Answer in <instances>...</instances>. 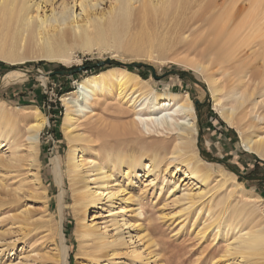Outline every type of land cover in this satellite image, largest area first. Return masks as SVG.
<instances>
[{
  "label": "rangeland",
  "instance_id": "1",
  "mask_svg": "<svg viewBox=\"0 0 264 264\" xmlns=\"http://www.w3.org/2000/svg\"><path fill=\"white\" fill-rule=\"evenodd\" d=\"M62 1L55 0V3L58 6ZM100 1L102 4L93 13L100 14L110 7V0ZM79 12L80 8H77V13ZM137 28V25L133 26L131 32L135 33ZM193 28L195 29L192 30ZM193 28L183 32L178 27L169 29L168 26L155 28L154 31L147 30L148 35L141 37L138 44L127 36L122 41V47L118 48L101 45L94 46L91 50L72 47L63 57L59 56L54 61L39 58L17 64L0 61V77L16 67L30 71L22 82L0 85V100L13 107L37 106L48 119V125L40 136V166L37 172L41 184L34 180L36 169L29 162L12 170L0 168V264H64L61 235L64 237L67 264H256L254 256L245 257L232 250L228 251L227 244L233 239L221 232L216 234L215 225L207 230L204 237L198 235V232L204 226L206 206L210 203H220V219L232 220L234 207L239 205L240 197L234 195L225 202L223 198L228 195L234 180L242 183L243 190L262 197L258 218L264 220V159L245 149L247 139L264 136V118H260L264 111L261 107L255 108V102L261 100L264 39L258 38L253 44L239 51L233 59L221 64L217 62L215 53L221 43L215 42L214 47L211 46L214 37L209 26ZM109 58L122 66H114L111 62L104 65L107 68L98 72L95 69L101 67L89 66ZM41 62L46 66L40 65ZM55 63L61 64L63 68L58 69ZM130 63L144 65L135 67L129 65ZM199 63L207 66L208 71L201 72ZM79 67L83 71L72 76L55 74L45 79L41 77V72L47 74ZM113 68L126 69L140 76L144 74L146 78L141 77L148 82L153 92L171 96L189 92L193 100L203 102L198 111L194 107L199 118L195 122V136L198 139L200 132L202 156L197 142L195 149L210 169L212 177L208 183L190 181L174 167L166 170V165H163L161 173L165 175L166 181L161 190L145 188L147 177L131 176L129 180L124 173H116L112 182L119 183L115 190L119 189L120 192L112 200L103 197L98 201L91 209L88 220L97 226L98 232L106 236L107 240L113 234L122 240L120 244L97 251L93 248V238H81L76 234L79 220L74 207V187L67 166L71 143L64 129L67 105L62 97L80 89L79 82L85 77ZM35 70L41 72H34ZM107 74L109 81L116 75ZM243 74L247 76L246 85L253 94L246 106L236 113L235 123L230 124L215 109L216 99L220 97L222 102H229L225 94L232 84L236 85L239 76ZM212 78H219V83L224 86L223 91L213 92L209 85ZM67 85H70V89ZM128 89L131 92L133 87ZM87 92L90 99V93ZM73 99L71 98L73 103L70 105H76L77 109L82 105L81 109L88 117L87 120L82 119L83 123L72 126L71 132L73 135L84 134L97 140L89 155L99 153L105 168L107 152H111V158L115 159L114 153L118 152L124 156L136 155L143 150L150 153L155 148L154 145L157 146L165 139L170 146L173 144L172 139L168 138L171 135L149 134L141 127L132 126L136 114L128 107L130 103L124 105L128 113L122 114L119 101L112 95L101 97L97 103L90 100L87 104H80ZM91 110L95 112L94 115ZM14 112L23 120L20 126L25 127L29 120L24 121L26 119H23V113ZM51 118L60 120L51 121ZM87 123L95 125L96 128L90 129ZM8 152L10 151L6 147H0V153ZM22 153L27 154L25 146L22 147ZM56 156L61 160L64 177L62 214L60 188L53 173L52 159ZM208 159L216 161H207ZM228 166L241 175L234 173ZM224 178L228 181L219 188L217 184ZM94 179L95 176L90 179L92 187H99V182L95 183ZM162 181L160 179L158 182ZM19 183L23 185L16 191ZM174 183L178 187L173 195L170 191ZM190 188L196 195L205 196L195 200L194 204L189 199L174 202L175 197H180L182 192ZM126 198H129L127 203L124 200ZM124 204L129 208L127 218L137 227L121 226L114 229L111 226L114 216H109L108 212L111 209L117 210ZM137 234H145V238L140 240Z\"/></svg>",
  "mask_w": 264,
  "mask_h": 264
},
{
  "label": "bare ground",
  "instance_id": "2",
  "mask_svg": "<svg viewBox=\"0 0 264 264\" xmlns=\"http://www.w3.org/2000/svg\"><path fill=\"white\" fill-rule=\"evenodd\" d=\"M101 4L100 0H63L58 6L55 0H0V61L9 64L24 63L37 58L54 61L59 56L63 57L72 47L89 50L97 45L118 48L122 47V41L127 36L138 44L141 37L148 35V31H154L155 28L178 27L179 31L183 32L190 31L195 26H209L214 37L211 46L214 47L215 42L221 43L215 53L217 62L222 64L233 59L239 51L253 44L258 38L264 39V0H110L108 10L100 14L93 13ZM77 8H80L79 13ZM136 25L137 31L132 33L131 29ZM198 68L203 73L208 71V67L202 63L198 64ZM29 72L20 67L12 68L0 77V85L22 82ZM107 73L116 74L112 81L106 77ZM41 77L46 78L43 72ZM246 77L243 74L239 76L236 85L231 83L230 90L225 94L229 102H222L220 97L216 99L215 109L230 124L235 123L236 113L246 106L253 94L246 85ZM261 83V100L255 102V108L261 107L264 111V74ZM209 85L214 93L224 89L219 83V78H212ZM79 86L80 89L62 97V101L67 105L64 129L71 143L67 166L74 187V207L79 220L76 234L81 238H93V248L102 251L120 244L122 239L113 234L107 240L88 219L91 209L98 201L103 197L112 200L120 192L119 189L115 190L119 183L112 182L116 173H124L129 180L131 176L147 177L145 188L161 190L166 181L165 175L161 173L163 165H166V170L174 167L190 181L208 183L212 174L195 149L197 116L189 92L176 96L153 92L148 82L140 75L122 68H113L85 77L79 82ZM128 87H133L131 92ZM87 91L90 93V99L87 97ZM71 95L73 101L80 104H87L90 100L97 103L101 97L112 95L119 101L122 114L128 113L124 105L130 103L128 107L136 114L132 126L141 127L149 134L171 135L168 138L172 139L173 144L170 146L165 139L158 142L157 146L153 144L155 148L153 147L150 153L143 150L136 155L124 156L118 152L114 153L115 159L111 158V152H107L105 168L99 153L89 155L97 140L84 134L73 135L71 132L72 126L83 123L82 119L87 120L88 117L81 109L82 105H79V109L75 108L76 105H70L73 103ZM14 111L23 113V119H26L24 121L29 120L25 127L20 126L23 120L19 119ZM91 113L95 114L93 110ZM260 118H264V114ZM87 124L90 129L96 128L93 124ZM47 125V117L37 106L13 107L0 100V147H6L10 151L0 153V168L12 170L29 162L30 166L36 169L34 180L40 185L41 180L37 172L40 166V136ZM24 146L27 149L26 155L22 153ZM245 149L264 159V136L247 139ZM52 160L55 181L60 188L62 214L65 195L63 169L59 157L56 156ZM183 167L185 169H182ZM93 176L94 182H99V187H92L90 179ZM160 179H163L162 183L158 182ZM227 181L224 178L217 186L222 188ZM234 181L228 195L223 198L225 202L231 196L240 197L239 205L234 207L232 220L220 219V203H210L206 206L207 217L198 235L204 237L207 230L215 225L216 234L221 232L233 239L227 244L228 251L232 250L245 257L254 256L256 264H264V220L258 218L262 205L260 201L263 199L243 190L242 183ZM22 185L15 190L18 191ZM177 187L178 184L174 183L170 193L174 195ZM182 193L180 197H175L174 202L189 199L194 204L195 200L205 196L196 195L191 188ZM124 200L127 203L129 198ZM128 212L126 204L117 210H109V216H114L111 226H114V229L121 226L136 228L137 225L130 223L127 218ZM137 237L142 240L145 234H137ZM61 239L64 264H67L62 235Z\"/></svg>",
  "mask_w": 264,
  "mask_h": 264
},
{
  "label": "water",
  "instance_id": "3",
  "mask_svg": "<svg viewBox=\"0 0 264 264\" xmlns=\"http://www.w3.org/2000/svg\"><path fill=\"white\" fill-rule=\"evenodd\" d=\"M112 62V59L109 58V59H106V60H103V61H100L96 64H90L89 66L92 67V68H95V67H102L106 64H110ZM129 65H132V66H135V67H139V66H142L144 65L143 63H130ZM83 71V68L79 67V68H75L73 70H69V71H66V70H61V71H53V72H49L47 74H45V76H53L55 74H60V75H64V74H68V75H74L76 73H79ZM34 72H37V73H40L41 71L39 70H35ZM193 103H194V107H195V110L198 111V107L200 104H202L203 102H201L200 100L198 99H195L193 100ZM197 120H199V118L197 117ZM200 132H199V136H198V139H197V145L199 147V151H200V155L202 156V152L200 150ZM207 161H212V162H215L216 160L214 159H208ZM218 163H223L222 161H217ZM229 167V166H228ZM229 169H231L234 173H236L237 175H241L240 173L236 172L235 170H233L231 167H229Z\"/></svg>",
  "mask_w": 264,
  "mask_h": 264
},
{
  "label": "trees",
  "instance_id": "4",
  "mask_svg": "<svg viewBox=\"0 0 264 264\" xmlns=\"http://www.w3.org/2000/svg\"><path fill=\"white\" fill-rule=\"evenodd\" d=\"M51 64L53 65V63H51ZM51 64H50V65H51ZM111 64L114 65V66H122L121 64H119V63H117V62H114V61H112ZM40 65H42V66H46L44 62H41ZM54 65H56L58 69H62V68H63V66H61V64H59V63H55ZM105 67H106V66H104V68H103V67H101V68H96L95 70H96V72H98V71H100V70H104ZM106 68H107V67H106ZM141 76H142V77H145L144 74H141ZM145 78H146V77H145ZM67 88L70 89V85H69V86L67 85ZM59 94H61V93H59ZM59 106H60V105H58V107H59ZM60 108H61V107H60ZM53 120H56V119H52V118H51V121H53ZM57 120L59 121L60 118H58ZM57 120H56V121H57ZM258 161H259V160H258Z\"/></svg>",
  "mask_w": 264,
  "mask_h": 264
}]
</instances>
